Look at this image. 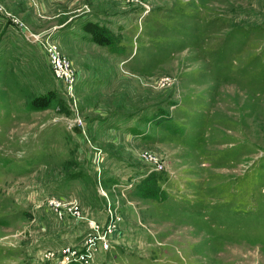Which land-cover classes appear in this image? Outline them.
Segmentation results:
<instances>
[{
  "label": "rangeland",
  "instance_id": "obj_1",
  "mask_svg": "<svg viewBox=\"0 0 264 264\" xmlns=\"http://www.w3.org/2000/svg\"><path fill=\"white\" fill-rule=\"evenodd\" d=\"M72 263L264 264V0H0V264Z\"/></svg>",
  "mask_w": 264,
  "mask_h": 264
},
{
  "label": "built area",
  "instance_id": "obj_2",
  "mask_svg": "<svg viewBox=\"0 0 264 264\" xmlns=\"http://www.w3.org/2000/svg\"><path fill=\"white\" fill-rule=\"evenodd\" d=\"M49 55L52 57V65L55 70L54 76L70 88L74 82V74L69 69L67 62L53 49H50ZM50 203L54 204L56 207L60 205L59 201L54 199Z\"/></svg>",
  "mask_w": 264,
  "mask_h": 264
},
{
  "label": "trees",
  "instance_id": "obj_3",
  "mask_svg": "<svg viewBox=\"0 0 264 264\" xmlns=\"http://www.w3.org/2000/svg\"><path fill=\"white\" fill-rule=\"evenodd\" d=\"M100 43L101 44H105V45H110V43L108 41L107 42L106 41H101ZM72 264H76V263H72Z\"/></svg>",
  "mask_w": 264,
  "mask_h": 264
}]
</instances>
